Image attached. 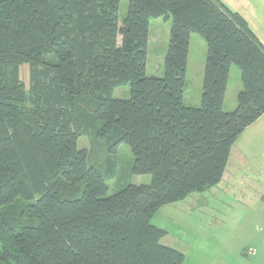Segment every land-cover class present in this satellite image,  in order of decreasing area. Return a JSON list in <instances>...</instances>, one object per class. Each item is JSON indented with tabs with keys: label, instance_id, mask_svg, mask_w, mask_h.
<instances>
[{
	"label": "trees",
	"instance_id": "trees-1",
	"mask_svg": "<svg viewBox=\"0 0 264 264\" xmlns=\"http://www.w3.org/2000/svg\"><path fill=\"white\" fill-rule=\"evenodd\" d=\"M118 4L0 0V264H181L151 217L216 186L264 113V46L237 12L219 0H128L119 22ZM167 15L163 75L149 76V18ZM191 33L207 47L198 106L183 103ZM232 64L242 86L225 111ZM123 84L130 96L113 98ZM81 135L112 141L113 154L126 144L132 173L150 183L108 194L116 161L107 154L105 175Z\"/></svg>",
	"mask_w": 264,
	"mask_h": 264
},
{
	"label": "rangeland",
	"instance_id": "rangeland-1",
	"mask_svg": "<svg viewBox=\"0 0 264 264\" xmlns=\"http://www.w3.org/2000/svg\"><path fill=\"white\" fill-rule=\"evenodd\" d=\"M127 7L128 0H119V22L126 14ZM171 25L170 15L149 18L146 75L157 77L163 75V63L168 50ZM206 54L207 47L204 39L198 33H191L186 78V80L189 78V81L188 86L183 90L186 103L196 105L200 102L201 89L197 84L202 83L203 69L200 68L198 71L195 68V78L191 79L193 78L191 66H199L206 59ZM19 72L22 83L27 87L30 72L29 63L20 64ZM240 74L239 68L232 64L227 80L226 107H231L232 103H235L236 91L241 84ZM111 96L117 99L128 98L130 85L123 84L115 87ZM108 143L110 144L112 141L108 142L106 138L91 141V138L86 135H81L77 139V147L86 148L90 161L102 164L101 171L105 175L109 171L105 161L107 154L116 161L115 175L106 179L108 194L129 183H150L151 176L149 174L132 173L133 156L126 144L121 143L113 146L116 150V153L113 154L107 151ZM237 174L242 176L239 179L242 184L248 186L252 191H255L254 187L259 185L264 188V162H259L254 157L252 162L250 156H247L246 162L238 163ZM202 193H193L182 202L178 201L162 206L150 220L153 224L166 230L162 241L183 251L184 258L181 264H264V191L262 194L258 193L257 199L261 197L260 200H254L252 197L249 203L245 196L240 195V204L246 208L239 211L235 220L230 219L232 214H225L226 219L222 218L224 215L219 214L220 219H218L216 212L210 213L208 208L214 207L212 198L215 195L210 197ZM259 202L262 205H259ZM230 224H235L238 229L231 238L219 242L217 236L215 238L209 236L212 232H218V227L220 234L227 233L228 235V231H224V227H228ZM238 232H242L241 235H238ZM204 233L206 237L202 239Z\"/></svg>",
	"mask_w": 264,
	"mask_h": 264
},
{
	"label": "crops",
	"instance_id": "crops-1",
	"mask_svg": "<svg viewBox=\"0 0 264 264\" xmlns=\"http://www.w3.org/2000/svg\"><path fill=\"white\" fill-rule=\"evenodd\" d=\"M219 1L222 2L224 5H226L227 7H229V9H231L232 11L237 12L245 20V22L247 23V25L249 26L250 30L255 35V37L264 46V0H219ZM204 61H202L199 66L197 65V67L191 66V69H193V78L190 77L191 79L195 78L194 77L196 75L195 68H197L198 71L200 70V68L201 70L203 69L202 70V74H203ZM188 66H189V60L187 57V65L185 72V88L188 86V81H189V78L188 80H186ZM202 80H203V76H202ZM197 85L201 89L202 83H198ZM227 86L228 84L226 85V89H225L223 109L225 111H231L236 106V95L238 91L241 89V84L239 89L236 91L235 103H232L231 107H226L225 104L226 96H227ZM184 96H185V91H183V101H184ZM183 103L192 106H198L200 104L199 102V104L193 105L190 103H186L185 101ZM247 156H250L252 162H253V157L256 158L259 162L262 163L264 162V113L257 120H255L253 123L247 126L238 136L237 140L231 147L227 165L225 167L220 182L216 186H213L202 193L204 195H209L210 197L215 195L214 198H212V204L214 207L212 208L209 207L208 209L210 213L216 212L218 214V219H220L219 214L224 215L222 217L223 219L227 218L225 214H232L230 219L235 220L236 215H238L239 211H241L242 208H246V207H242L240 204L239 201L240 195L245 196L247 202L249 203L250 198L253 197V199L255 200L258 197V193L262 194V192L264 191V188L260 185L258 187H254L255 191H252L251 189H249L248 186L243 185L241 180H239L242 178V176L237 174L238 163L246 162ZM245 191L246 193H244ZM260 199L261 197L258 198L257 200ZM259 205L262 204L260 203ZM237 230L238 229L236 228L235 224H230L228 227H224V231H228V235L227 233L220 234L218 227V232L216 233L212 232L209 236L213 238L217 236L218 241L220 242L224 239L231 238L234 235V233L237 232ZM241 233L242 232H238V235H241ZM205 237L206 234L204 233L202 235V239H204ZM162 242L166 244L164 241Z\"/></svg>",
	"mask_w": 264,
	"mask_h": 264
}]
</instances>
